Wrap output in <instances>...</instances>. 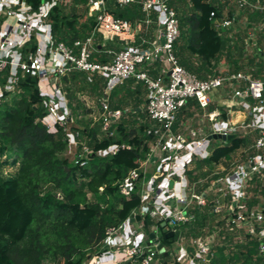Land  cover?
Returning a JSON list of instances; mask_svg holds the SVG:
<instances>
[{"label": "built area", "instance_id": "2783aa9c", "mask_svg": "<svg viewBox=\"0 0 264 264\" xmlns=\"http://www.w3.org/2000/svg\"><path fill=\"white\" fill-rule=\"evenodd\" d=\"M109 1L118 7L137 3L142 17L133 21L116 18L108 11V0H88L87 16L94 18V28L85 39L67 46L55 41L49 17L54 7L66 6L67 0H0V78L5 76L0 101L4 94L18 92L22 78L35 77L46 110L39 122L52 134L62 129L75 164L86 166L93 154L80 140L83 128L77 120L91 119V127L98 124V140L114 137L118 124L135 112L132 107L112 110L111 93L130 79L146 91V133L153 139L145 158L120 185L125 196L137 188L140 205L116 228L106 230L99 251L82 264H209L217 247L231 248L246 238L256 239L258 251L264 253V74L253 78L251 70H240L200 79L186 71L176 57L179 19L168 0ZM261 2L236 0V6L242 12L246 8L264 10ZM234 21V15L223 17L214 26L227 29ZM98 37L103 46L117 47L104 51L109 59L103 63L93 60ZM73 72L104 80L96 96V116L72 114L61 79ZM216 97L222 102L220 107L229 102L222 110L228 116L237 111L243 119L237 123L223 120ZM189 101L200 109L207 125L196 122V126L186 127V120L177 123V115ZM211 105L216 108L205 112ZM214 134L220 139L209 140ZM236 134L251 139L246 148L238 150L241 156L237 158L235 152L213 165L205 177L191 180L195 162L211 155V140L223 145L228 136ZM119 149L129 146L111 144L97 155L108 157ZM149 165L152 172L146 175ZM252 199L257 202L249 207ZM207 207L214 217L212 229L204 236L184 237L183 229L195 223L197 213ZM136 216L139 221L131 222ZM144 218L152 222L154 244L144 230ZM158 230L163 231L161 236L176 235L174 249L165 248ZM159 244L163 252L157 249Z\"/></svg>", "mask_w": 264, "mask_h": 264}, {"label": "trees", "instance_id": "16d2710c", "mask_svg": "<svg viewBox=\"0 0 264 264\" xmlns=\"http://www.w3.org/2000/svg\"><path fill=\"white\" fill-rule=\"evenodd\" d=\"M70 1L69 13L57 6L49 15L55 41L67 46L85 39L95 25L94 18L87 16L88 0ZM250 1L255 3V0ZM226 2L168 0L179 19L176 57L186 71L200 79L218 76L216 67L222 59L231 66L227 72L244 69L240 64L242 48L237 44L243 43L242 35H232V26L227 29H216L214 26L215 20L223 18ZM108 11L116 18L129 21L142 17L137 3L126 7L109 3ZM244 13L248 21L246 28L253 30L257 36L255 54L247 59L248 65L257 67L251 72L256 78L264 74V10L251 12L246 8ZM233 15V10H229L226 17L231 19ZM257 25L259 31L256 30ZM97 39L98 53L93 60L103 63L109 59L104 51L117 47L112 44L103 46L101 38ZM31 49L34 50V46ZM256 59L258 63H255ZM4 82L5 76H2L0 83ZM61 83L68 106L78 117L80 109L84 115L91 112L80 104L76 92L88 90L89 94L97 96L104 80L73 72L63 77ZM36 84V78L27 75L19 81L17 93L10 97L4 94L0 101V159L2 163L10 161L9 164L18 165L13 177L0 175V264H43L49 257L60 258L63 264H82L99 251L106 230L116 228L140 205L138 189L134 188L125 196L120 185L126 174L137 168L139 160L145 158L153 139L146 133L149 127L146 112L140 109L145 89L141 83L134 84L130 79L111 93L112 110L124 109L132 103L135 112L118 124L114 137L98 140V124L91 127V119L77 120L83 128L80 140L93 153L89 155L87 165L80 167L73 162L72 154L66 153L62 129L58 128L52 134L39 122L46 115V110ZM113 98L115 101H112ZM214 109L215 106L211 105L207 112ZM195 113L201 111L189 101L177 115V123L192 118ZM221 117L228 119L224 111ZM176 127L177 124L174 129ZM250 143V137L239 134L223 145L211 140V155L195 162L193 173H189L190 179L205 177L213 165ZM111 144H126L129 149H119L108 157L97 155L98 151ZM254 191L257 193L258 189ZM256 202L252 199L248 206ZM143 223L144 230L149 234L150 220L144 218ZM213 224L214 217L207 207L201 214L197 213L195 223L187 227L188 231L183 236H204V228L209 229L210 226L209 232ZM175 239L176 235L170 240ZM168 240L163 235L161 242L165 245ZM209 264H264V253L258 251L256 239L246 238L231 248L225 245L217 247Z\"/></svg>", "mask_w": 264, "mask_h": 264}, {"label": "rangeland", "instance_id": "374dc122", "mask_svg": "<svg viewBox=\"0 0 264 264\" xmlns=\"http://www.w3.org/2000/svg\"><path fill=\"white\" fill-rule=\"evenodd\" d=\"M220 1L221 2L227 1L225 8L223 9V12H222L223 17H226L229 10H233L235 21L233 22V25L231 27V31H230L231 34L233 35L235 33H238V34L242 35L243 43L242 44L237 43L238 46H241V48H242L241 49V51H242L241 57L242 58H241L240 64L244 66V69H243L244 71H250L251 70V72H254L257 69V67L254 65L253 66L248 65L247 59L255 54V50H256V46H257V44H256L257 43V36L253 33V30H251V29L248 30L246 28V25L248 24L247 16L244 12H242L238 9V7L236 6V0H220ZM109 3H110V1L108 0V4ZM63 9H64L65 13L70 12V9H71V1L70 0H67V4H66V6L63 7ZM79 10H80V7H79ZM259 25L255 26L257 31H259L257 28L260 29V27H258ZM249 34H251V35H249ZM236 55L237 54L235 53L234 56L236 57ZM258 62H259L258 59H256L255 63H258ZM230 67H231L230 64H228L224 59H222L221 62L216 67V72L217 73H220V72L225 73L231 69ZM76 94H77L76 95L77 100L80 102V104H82L84 109H88V110H90V112L92 111L91 115L90 114L84 115V114H82V111L80 109L77 116H83L84 115L86 118H90V116H92V117L96 116L97 112H98V108L96 106V95L89 94L88 90H85L82 92H76ZM217 101H218L217 106L220 107L221 100H219L216 97L215 102H217ZM128 107H132V103H130ZM223 108L224 107H220L221 110H223ZM205 112H207V110H205ZM196 115H197L196 117L186 119V123H185L186 127L196 126V122H200L201 125H203V124L207 125L206 121H204V119L202 118V113H196ZM78 121H79V119H78ZM232 122L233 123L239 122V118L234 115ZM77 124L79 126H82L78 122H77ZM66 153H67V155L70 154V150L67 149ZM235 155L237 156V158H239L241 156V151L236 152ZM2 162H3L2 159H0V175H2L4 178L13 177V175L15 174V172L18 168V165L17 164L16 165L9 164L10 161H8L6 163H2ZM215 170H216V168H215ZM151 172H152V165H149L146 168V171L144 174L150 175ZM151 224H152V222H151ZM210 228L211 227L209 226V229ZM209 229L207 227H205L204 228V234H207ZM149 230H150V228H149ZM183 231L187 232L188 229L187 228L183 229ZM162 232L163 231H161V230L157 231V234L159 235L161 241H162V236H161ZM173 243L174 242L171 241L169 238L168 242L164 246L166 249L171 251L172 249L175 248V245ZM170 258H171V256H170ZM168 260H169V258H168ZM165 262H166V260H165ZM43 264H63V262H62V259H60V258L55 259V258L49 257Z\"/></svg>", "mask_w": 264, "mask_h": 264}, {"label": "water", "instance_id": "95a60500", "mask_svg": "<svg viewBox=\"0 0 264 264\" xmlns=\"http://www.w3.org/2000/svg\"><path fill=\"white\" fill-rule=\"evenodd\" d=\"M232 138H234V135L228 136L227 137V140L229 141ZM208 139L209 140L210 139H220V135H215L214 134V135L209 136ZM139 219H140L139 216H136L135 219H131V222H133L134 220L139 221ZM172 235H173L172 233H168L167 235H165V239L171 238ZM154 237H155V235L153 233H150L148 235V238L150 239L151 244H154L156 242L155 239H154ZM162 246H163L162 244H159L157 246V249H159L161 252H163Z\"/></svg>", "mask_w": 264, "mask_h": 264}, {"label": "crops", "instance_id": "0c3cea01", "mask_svg": "<svg viewBox=\"0 0 264 264\" xmlns=\"http://www.w3.org/2000/svg\"><path fill=\"white\" fill-rule=\"evenodd\" d=\"M134 84H135V83H134ZM145 94H146V91H145L144 95L142 96V103H141V105H140V109L143 110V111H145V108H144ZM112 101H115V98H113ZM110 102H111V95H110V98H109V104H110ZM225 102H227V101H225ZM225 102H223V107H224V108H225L226 105H227V106L229 105V104H226ZM227 103H229V102H227ZM221 104H222V102H221ZM91 112H92V111H91ZM235 114H240V116H241V120L243 119V114H242L241 112H237V111H232V112H231V115L228 116V119L230 118L231 121H232V120H233V117H234ZM241 120H240V121H241Z\"/></svg>", "mask_w": 264, "mask_h": 264}, {"label": "bare ground", "instance_id": "6f19581e", "mask_svg": "<svg viewBox=\"0 0 264 264\" xmlns=\"http://www.w3.org/2000/svg\"><path fill=\"white\" fill-rule=\"evenodd\" d=\"M226 104H229V103L226 102ZM235 116H237L239 118V121L241 120L240 114H235Z\"/></svg>", "mask_w": 264, "mask_h": 264}]
</instances>
